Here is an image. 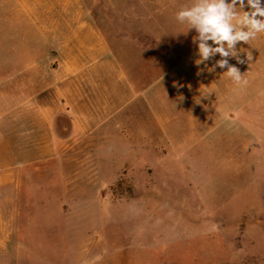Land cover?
I'll use <instances>...</instances> for the list:
<instances>
[{
    "label": "rangeland",
    "instance_id": "374dc122",
    "mask_svg": "<svg viewBox=\"0 0 264 264\" xmlns=\"http://www.w3.org/2000/svg\"><path fill=\"white\" fill-rule=\"evenodd\" d=\"M189 1L0 0V128L10 145L26 126L15 102L53 87L67 57L12 48L50 26L65 3L69 22L103 33L131 76L147 73L150 83L179 63L175 77L187 85L193 68L191 88L179 91L180 113L202 103L208 113L221 108L192 138L164 139L155 153L116 162L96 161L91 146L33 162V149L21 146L31 163L19 166V202L2 212L19 256L11 264H264V50L238 48L246 85L197 66V33L175 18ZM140 51L146 61L126 59ZM20 134L26 143L27 132Z\"/></svg>",
    "mask_w": 264,
    "mask_h": 264
},
{
    "label": "crops",
    "instance_id": "0c3cea01",
    "mask_svg": "<svg viewBox=\"0 0 264 264\" xmlns=\"http://www.w3.org/2000/svg\"><path fill=\"white\" fill-rule=\"evenodd\" d=\"M193 2L190 0L188 7ZM69 16L65 3L64 11L53 13L54 21L50 26L37 28L32 35L29 34L26 46L12 48L33 52L58 50L67 52V57L53 87H45L42 92L29 91L27 97L15 102L23 105L16 108L14 115L18 123L23 122L26 115V126L21 130L27 132V142L20 141L24 135L21 136V130L17 129L12 134L15 142L10 145L0 128V264H11L13 259H19L11 251L13 236L5 234L2 212L5 205L19 202L23 178L19 166L31 163L21 156V146L33 149V162L47 161L72 149L83 155L85 146L93 148L91 155L97 157L96 161L116 162L123 157H141L147 153V148L155 153L164 139L173 142L178 138H192L190 132L195 134L205 129L212 110L221 111L219 105H215L208 113L202 103L200 106L195 104L193 110L190 108L180 113L179 105L183 103L179 104L182 94L179 91L180 88H191L189 81L193 68H187V85L175 77L174 71H178L179 63L173 74L157 77L150 83L147 73L131 76L103 33L77 20L73 26L75 23L69 22ZM79 18L76 14V19ZM238 48L264 50V33L249 44L238 43ZM138 58L146 61L147 52L129 54L126 59ZM231 64L240 68L242 74L243 64L239 65L236 60ZM223 71L217 68L216 76L230 80L222 74ZM194 77L192 81L197 90L199 85ZM203 78L201 75L200 84ZM199 89L203 91L200 86ZM225 98L230 97L225 94ZM240 98L242 100L243 96ZM163 99L169 102L163 104ZM194 99H198L196 93ZM230 99L231 105L233 100L238 101L237 98Z\"/></svg>",
    "mask_w": 264,
    "mask_h": 264
},
{
    "label": "clouds",
    "instance_id": "9594fccd",
    "mask_svg": "<svg viewBox=\"0 0 264 264\" xmlns=\"http://www.w3.org/2000/svg\"><path fill=\"white\" fill-rule=\"evenodd\" d=\"M175 18L186 23L188 31L194 29L197 33L192 39L197 48V66L203 64L209 73L222 69V74L235 84H247L240 69L229 61L245 63L237 44H249L264 33V0H194L191 6L178 11ZM250 59L247 54V60Z\"/></svg>",
    "mask_w": 264,
    "mask_h": 264
}]
</instances>
